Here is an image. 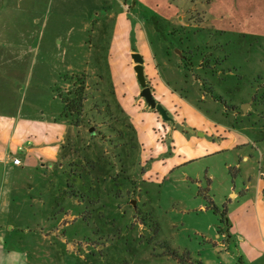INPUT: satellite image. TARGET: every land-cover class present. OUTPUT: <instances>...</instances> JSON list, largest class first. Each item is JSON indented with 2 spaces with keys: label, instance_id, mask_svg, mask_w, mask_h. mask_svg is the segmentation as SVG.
Here are the masks:
<instances>
[{
  "label": "rangeland",
  "instance_id": "374dc122",
  "mask_svg": "<svg viewBox=\"0 0 264 264\" xmlns=\"http://www.w3.org/2000/svg\"><path fill=\"white\" fill-rule=\"evenodd\" d=\"M120 10L0 0V264H264V0Z\"/></svg>",
  "mask_w": 264,
  "mask_h": 264
},
{
  "label": "crops",
  "instance_id": "0c3cea01",
  "mask_svg": "<svg viewBox=\"0 0 264 264\" xmlns=\"http://www.w3.org/2000/svg\"><path fill=\"white\" fill-rule=\"evenodd\" d=\"M104 1H106V3L112 2L114 5H116L117 7H119V9H121L120 12H119V14H118V16H117V21H119L120 19H127L128 18V14H129V10L132 9L133 7H136V5H138L140 3L142 4L144 2V0H134V4L131 5V1L132 0H104ZM155 1H158V0H155ZM243 1H245V0H242V2ZM105 7H107V6L105 5ZM128 59H131V57H128ZM131 61H132V59H131ZM151 87L153 89V83H151ZM47 125H48V128L51 129L52 124L49 123ZM57 126H59L61 129H58ZM50 129H49V131L54 134V138H57L58 139V141L56 143H54L55 146L58 148V144H62L64 142V140H63V134H62L64 132V130H63V132H61V130L63 129V126L61 124L58 125L56 123L54 125V127H52V130H50ZM46 137H48V136H46ZM20 145H23L24 146V149L23 150H28L29 149L28 151L29 152H33V154L35 156L39 157V159H43L44 156L45 155H48V154H49L50 157H55L54 156V153H57L58 152V151H54L52 153H48V151L46 152V149L47 148L44 147V145L43 146L42 145H39L38 142H36V145H35V143L32 140H28L27 141V145L28 146H25L24 144H19V146ZM251 202H252V198H248L247 199V204L248 203H251ZM201 209H203V210L206 209V206L205 205H201ZM254 213H258V208H257V205L256 204H255Z\"/></svg>",
  "mask_w": 264,
  "mask_h": 264
},
{
  "label": "water",
  "instance_id": "95a60500",
  "mask_svg": "<svg viewBox=\"0 0 264 264\" xmlns=\"http://www.w3.org/2000/svg\"><path fill=\"white\" fill-rule=\"evenodd\" d=\"M134 4V2H133ZM133 61L135 63V71L137 72V77L141 83L142 90L140 92V95L145 99L146 103L152 108L158 111L162 118L164 120H170L169 115L167 114V111L164 109V107L160 104L157 103L152 88L151 86L148 85L147 80H146V75L144 71V58L141 54L139 53H133L132 54ZM245 107V105H244ZM176 127L181 129L182 131H193L191 128L184 126L181 123H177Z\"/></svg>",
  "mask_w": 264,
  "mask_h": 264
},
{
  "label": "trees",
  "instance_id": "16d2710c",
  "mask_svg": "<svg viewBox=\"0 0 264 264\" xmlns=\"http://www.w3.org/2000/svg\"><path fill=\"white\" fill-rule=\"evenodd\" d=\"M82 88L83 87L74 91L73 93H69L73 97L64 99L65 107H64V111L62 115L65 116L66 118H68L69 115H73V114L81 115L82 114L83 103H84V100L86 99L85 94L82 91ZM226 220H227V215H226V212L223 211L221 221L225 222Z\"/></svg>",
  "mask_w": 264,
  "mask_h": 264
},
{
  "label": "built area",
  "instance_id": "2783aa9c",
  "mask_svg": "<svg viewBox=\"0 0 264 264\" xmlns=\"http://www.w3.org/2000/svg\"><path fill=\"white\" fill-rule=\"evenodd\" d=\"M23 149H24V146H23V145H20V146H19V150H23ZM13 162H14L15 164H20V163H21V160H20L19 157L15 156V157L13 158Z\"/></svg>",
  "mask_w": 264,
  "mask_h": 264
}]
</instances>
